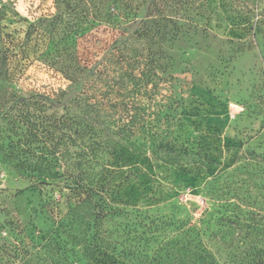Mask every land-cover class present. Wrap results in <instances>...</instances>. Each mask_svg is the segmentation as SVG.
Masks as SVG:
<instances>
[{
  "label": "rangeland",
  "instance_id": "obj_1",
  "mask_svg": "<svg viewBox=\"0 0 264 264\" xmlns=\"http://www.w3.org/2000/svg\"><path fill=\"white\" fill-rule=\"evenodd\" d=\"M147 1L124 0L112 9L106 0H0V96L77 95L147 147L173 138L179 120L192 135L209 128L215 162L203 177L176 193L168 185L156 190L159 202L143 206L142 228L127 227V233L118 219L98 227L109 241L144 249L157 264H191L197 240L180 233L195 224L204 228L206 249L221 264H232L251 247L264 248V0H222L225 15L248 17L238 24L223 18V6L210 12L205 0H196L189 12L179 11L192 21L182 20L176 38L162 43L134 33ZM41 103L47 115L63 111ZM5 134L0 264H86L82 246L66 253L43 249L42 234L67 218L75 199L60 180L29 187L31 180L2 160L1 145L22 142L14 132ZM155 155L165 159L164 152ZM76 217L80 231L90 217ZM160 217L182 228L165 227ZM153 221L154 236L147 232Z\"/></svg>",
  "mask_w": 264,
  "mask_h": 264
},
{
  "label": "trees",
  "instance_id": "obj_2",
  "mask_svg": "<svg viewBox=\"0 0 264 264\" xmlns=\"http://www.w3.org/2000/svg\"><path fill=\"white\" fill-rule=\"evenodd\" d=\"M106 1L108 8L121 9L124 0ZM195 1L148 0L145 19L134 31L136 37H154L161 43L176 38L182 20L192 21V15L182 17L179 11L189 12ZM221 1L205 0L206 8L212 12L214 8L218 9L217 5L223 6V18L228 22H248L247 16L225 15L228 9L226 4L221 5ZM111 16L109 14L108 18L112 19ZM113 25L119 26V23ZM130 76L134 78L132 74ZM58 98L60 96L53 98L42 94L31 101L16 97L14 93L9 97L0 96V121L6 124V127L0 126V133L8 138L5 132H14L22 139L17 145L11 140L7 145H1L2 160L10 162L19 175L29 178L32 182L29 187L50 185L60 180L75 199L68 205L67 218L60 219L42 234L43 249L51 246L49 249L53 252L56 249L66 253L73 252L74 245L82 246L88 258L86 264H138L139 261L141 264H157L144 249L109 241L98 225L103 220L118 219L119 227L127 233L130 228H142L146 226L143 206L160 199L159 196L157 200L156 190L159 192L161 187L168 185L175 192L191 187L203 177L213 168L211 162H215L208 152L212 144L208 139L209 128L200 129L202 132L196 129L197 135H192L186 123L179 120L173 138L147 147L133 141L123 129L113 128L87 100L77 95ZM43 100L55 109L62 106V113L47 115L42 110L44 106H40ZM38 143L44 145H35ZM159 151L164 152L165 159L155 157ZM78 212L90 217L83 222L84 228L80 231L76 229ZM158 221L165 227L182 228L168 221L167 217H160ZM154 228H157L155 221L148 223L147 232L155 234L157 230ZM186 234L197 240L194 241V250L189 251L191 264H221L200 241L204 228L192 224L186 233H180ZM118 245L120 249H117ZM251 250L233 257L232 264H264V248L251 247ZM179 260L182 262V257Z\"/></svg>",
  "mask_w": 264,
  "mask_h": 264
}]
</instances>
